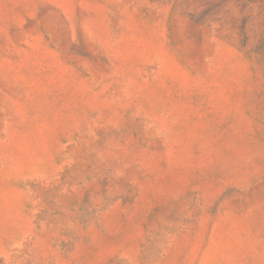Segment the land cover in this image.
Here are the masks:
<instances>
[{
  "label": "rangeland",
  "instance_id": "obj_1",
  "mask_svg": "<svg viewBox=\"0 0 264 264\" xmlns=\"http://www.w3.org/2000/svg\"><path fill=\"white\" fill-rule=\"evenodd\" d=\"M0 264H264V0H0Z\"/></svg>",
  "mask_w": 264,
  "mask_h": 264
}]
</instances>
